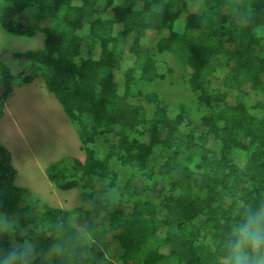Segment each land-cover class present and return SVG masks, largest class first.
Here are the masks:
<instances>
[{"label":"trees","instance_id":"trees-1","mask_svg":"<svg viewBox=\"0 0 264 264\" xmlns=\"http://www.w3.org/2000/svg\"><path fill=\"white\" fill-rule=\"evenodd\" d=\"M192 1L0 0L5 33L44 36L9 63L0 52V117L14 87L40 78L84 156L46 170L78 189L64 209L15 184L0 143L3 250L31 244L32 264H219L244 207L264 203V0ZM165 56L193 107L148 89L173 82Z\"/></svg>","mask_w":264,"mask_h":264},{"label":"rangeland","instance_id":"rangeland-1","mask_svg":"<svg viewBox=\"0 0 264 264\" xmlns=\"http://www.w3.org/2000/svg\"><path fill=\"white\" fill-rule=\"evenodd\" d=\"M98 6H102V2ZM188 10L201 12L203 0H193ZM221 11L227 12L228 8L224 6ZM181 26L182 20H179L178 28ZM153 39L154 35L150 33L145 45ZM43 43L44 36L40 32L32 38H26L9 35L0 28V52L8 50L2 54L7 63L10 58L9 51L37 50L43 47ZM165 60L174 69L173 82L168 80L152 84L147 86L148 89L159 93L170 108L181 103L188 107L191 104L193 107L191 103V100L194 101L193 95L187 85L177 79L180 76V66L168 56H165ZM213 82L218 85L217 81ZM29 86L22 92L25 94L20 99L19 113L15 111L11 118L8 115L0 117V143L14 152L12 164L16 170L15 184L37 194L50 206L72 209L81 203L78 189L60 190L48 180L46 170L52 163L64 157L83 159L76 131L67 120L55 96L46 91L42 79H34ZM226 92L228 100L232 101L234 92L232 90ZM248 95L252 99L262 100V97L253 92L248 91ZM15 151L20 155H16Z\"/></svg>","mask_w":264,"mask_h":264},{"label":"clouds","instance_id":"clouds-1","mask_svg":"<svg viewBox=\"0 0 264 264\" xmlns=\"http://www.w3.org/2000/svg\"><path fill=\"white\" fill-rule=\"evenodd\" d=\"M11 228L7 218L0 216V233ZM224 247L226 251L219 264H264V203L255 209L244 207ZM33 252L31 244L19 243L6 251L0 244V264H32Z\"/></svg>","mask_w":264,"mask_h":264},{"label":"crops","instance_id":"crops-1","mask_svg":"<svg viewBox=\"0 0 264 264\" xmlns=\"http://www.w3.org/2000/svg\"><path fill=\"white\" fill-rule=\"evenodd\" d=\"M32 83H33V81L31 83L27 84V85L14 87V90H13L11 96L4 103L1 117L4 116V115H8L11 118V115L13 116L15 114V111L19 113L20 99L25 94V93H22V92L25 91L26 89H28V87H30L29 85L32 84ZM8 150L10 151L11 157H12V160H13V158H14V152L11 151L10 149H8ZM15 154L16 155H20V153L17 152V151H15Z\"/></svg>","mask_w":264,"mask_h":264}]
</instances>
